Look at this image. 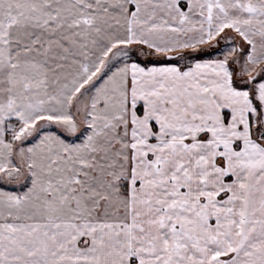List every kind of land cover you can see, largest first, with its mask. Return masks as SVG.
Returning a JSON list of instances; mask_svg holds the SVG:
<instances>
[{"label": "snow or ice", "instance_id": "obj_1", "mask_svg": "<svg viewBox=\"0 0 264 264\" xmlns=\"http://www.w3.org/2000/svg\"><path fill=\"white\" fill-rule=\"evenodd\" d=\"M0 264H264V0H0Z\"/></svg>", "mask_w": 264, "mask_h": 264}]
</instances>
